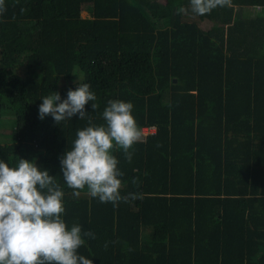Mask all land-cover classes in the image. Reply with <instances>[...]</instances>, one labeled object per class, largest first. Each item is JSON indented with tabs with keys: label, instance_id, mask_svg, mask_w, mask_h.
Segmentation results:
<instances>
[{
	"label": "trees",
	"instance_id": "obj_1",
	"mask_svg": "<svg viewBox=\"0 0 264 264\" xmlns=\"http://www.w3.org/2000/svg\"><path fill=\"white\" fill-rule=\"evenodd\" d=\"M246 8L264 0L203 16L190 0H5L0 128H13L0 160L55 177L69 228L95 234L78 250L93 264H264V11ZM77 83L97 97L85 119L39 118L43 97L67 99ZM109 100L131 102L138 126L156 129L131 162L113 150L124 173L115 205L73 197L60 163L89 118L105 123Z\"/></svg>",
	"mask_w": 264,
	"mask_h": 264
},
{
	"label": "clouds",
	"instance_id": "obj_2",
	"mask_svg": "<svg viewBox=\"0 0 264 264\" xmlns=\"http://www.w3.org/2000/svg\"><path fill=\"white\" fill-rule=\"evenodd\" d=\"M190 5L192 13L203 16L218 7H230L231 0H190ZM5 10V0H0V13ZM96 99L90 84L77 83L67 99L61 100L58 92L43 97L39 118L50 115L61 124L79 114L83 120L88 116L85 106ZM91 107L95 110L98 105L91 103ZM133 109L131 102L109 100L102 113L104 124H93L89 118V126L77 130L71 149L60 160L73 197L86 190L101 203L115 205L124 199L120 194L124 173L113 150L122 149L131 162V150L143 137ZM129 195L132 199L137 196ZM64 197L55 177L35 161L18 159V164L10 167L0 160V264H93L78 250L85 245V237L95 239V234L83 231L79 224L69 228L63 219Z\"/></svg>",
	"mask_w": 264,
	"mask_h": 264
},
{
	"label": "rangeland",
	"instance_id": "obj_3",
	"mask_svg": "<svg viewBox=\"0 0 264 264\" xmlns=\"http://www.w3.org/2000/svg\"><path fill=\"white\" fill-rule=\"evenodd\" d=\"M160 1L163 2V0H160ZM262 11H264V10H263V9H260V8H246V9H244V10L242 11V13L245 15V17L250 18V17H252L255 13L262 12ZM83 16H84V17H87L88 14H87L86 12H84V13H83ZM202 24H203V26H204L205 28H206V27H209V26L211 25L209 22H204V23H202ZM77 79H78V73H76V74L74 75V78H73L72 80H69L68 83L75 82ZM66 83H67V82H66ZM5 117H6L7 119H13V118H14V115L9 114V113H6V114H5ZM6 124H7V125H4V124H3V126L0 128V135H2V136H5V135H7V134H10L11 131H12L13 126L10 125L9 123H6ZM155 130H156V129H150V128H148V129L143 130V134H144V136L146 137L147 135H149V134H151V133H154ZM5 137H6V136H5ZM2 142H3V141H2ZM82 197H86V196L83 195Z\"/></svg>",
	"mask_w": 264,
	"mask_h": 264
},
{
	"label": "water",
	"instance_id": "obj_4",
	"mask_svg": "<svg viewBox=\"0 0 264 264\" xmlns=\"http://www.w3.org/2000/svg\"><path fill=\"white\" fill-rule=\"evenodd\" d=\"M174 82L176 83L177 81H176V80H174ZM142 139H143V140L145 139V136H144V135H143Z\"/></svg>",
	"mask_w": 264,
	"mask_h": 264
},
{
	"label": "built area",
	"instance_id": "obj_5",
	"mask_svg": "<svg viewBox=\"0 0 264 264\" xmlns=\"http://www.w3.org/2000/svg\"><path fill=\"white\" fill-rule=\"evenodd\" d=\"M146 129H148V128H146ZM145 130V129H144ZM144 135V134H143Z\"/></svg>",
	"mask_w": 264,
	"mask_h": 264
}]
</instances>
